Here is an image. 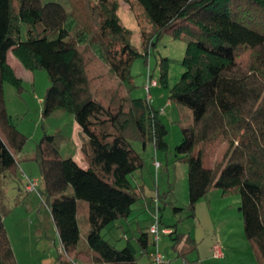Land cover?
Wrapping results in <instances>:
<instances>
[{"label": "trees", "instance_id": "16d2710c", "mask_svg": "<svg viewBox=\"0 0 264 264\" xmlns=\"http://www.w3.org/2000/svg\"><path fill=\"white\" fill-rule=\"evenodd\" d=\"M134 1L148 25L141 32L143 53L132 46L116 0H69V11L55 2L0 0V202L10 182L25 190L16 158L25 137L2 98L4 82L22 90L7 62L11 51L24 69L48 75L42 116L67 112L79 129L82 166L61 157L52 136L36 144L31 159L41 173L39 194L50 201L59 264H151L149 230L139 231V250L130 243L117 249L102 231L128 220L132 206L145 199L138 175L144 160L134 144L167 151L159 112L132 96L130 69L170 34L186 41L185 70L168 99L191 112L178 148V160L187 165L189 217L213 188L237 195L245 238L257 264H264V0ZM80 218L88 227L82 249ZM184 238L190 241L182 234L175 240ZM0 264H16L1 215Z\"/></svg>", "mask_w": 264, "mask_h": 264}, {"label": "rangeland", "instance_id": "374dc122", "mask_svg": "<svg viewBox=\"0 0 264 264\" xmlns=\"http://www.w3.org/2000/svg\"><path fill=\"white\" fill-rule=\"evenodd\" d=\"M42 4L55 2L70 10L69 0H40ZM118 16L122 25L131 32V44L139 52L141 32L148 29L142 9L134 0H116ZM66 26H71L68 18ZM186 41L170 34L155 41L147 57L137 58L131 66L136 88L134 98L146 99L144 87L148 73L157 86L150 89V104L160 114L167 134V151H155L153 146L145 148L135 143L136 151L144 160L142 176L145 199L132 206L128 220H119L108 225L102 235L117 249L130 243L139 250V231L147 232L154 224L158 198L160 216L159 230L182 234L190 241L175 240L176 234H159L157 250L166 264H257L256 258L244 235L237 195L224 196L217 188L211 189L195 206V218L189 217L187 165L178 160V148L183 144V128L191 124V112L169 101L170 90L184 73L183 58ZM11 52V51H9ZM9 65L21 79L19 92L11 84L2 85L3 107L16 130L25 137L23 148L16 153L18 179L26 186L27 179L36 181V190L28 193L19 191L15 183L6 185L5 198L0 202V215L6 230L16 264H59L62 254L59 236L49 212V202L41 198L42 178L34 157L36 144L44 136H52L59 155L82 162L77 124L71 114L57 111L48 117L42 116L43 100L49 87L48 75L44 70L28 71L9 53ZM149 70V71H148ZM161 164L155 172L153 161ZM72 194L71 189L67 192ZM160 197V198H159ZM177 209V210H175ZM80 240L78 248L86 245L88 227L79 219ZM149 250L155 251L153 237L149 234ZM221 250V257L213 256V249Z\"/></svg>", "mask_w": 264, "mask_h": 264}, {"label": "built area", "instance_id": "2783aa9c", "mask_svg": "<svg viewBox=\"0 0 264 264\" xmlns=\"http://www.w3.org/2000/svg\"><path fill=\"white\" fill-rule=\"evenodd\" d=\"M149 71V70H148ZM157 86V82L151 79V75L148 73L147 75V83L144 87V90L146 92V100L150 102V89ZM153 166L155 169V172H157L161 168V164L157 162L156 160L153 161ZM37 184L36 181L28 180L26 182L25 191L28 193H31L36 190ZM152 203H155L156 205V213L154 217V224L149 228V234L153 237V244L156 246V250L151 252V264H166L163 256L158 252L157 250V243L159 242V234H170V230L164 228L159 230V224H160V216L158 215L157 209L159 210V199L156 197L152 199ZM216 249H214V253L216 254ZM70 264H77L75 262H71Z\"/></svg>", "mask_w": 264, "mask_h": 264}, {"label": "crops", "instance_id": "0c3cea01", "mask_svg": "<svg viewBox=\"0 0 264 264\" xmlns=\"http://www.w3.org/2000/svg\"><path fill=\"white\" fill-rule=\"evenodd\" d=\"M9 53H11V52H8V53H7V62H8V64H10V63H9ZM76 128H77V131H78V130H79V129H78V126H77ZM81 158H82V157H81ZM74 161H75L79 166H82V165H83L82 162H78V161L75 160V159H74ZM216 254H217V255H215V253H214V249H213V256H215V257H221V256H222V254H221V250H220L219 248L216 249Z\"/></svg>", "mask_w": 264, "mask_h": 264}]
</instances>
